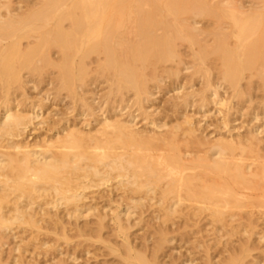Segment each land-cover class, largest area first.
<instances>
[{
	"label": "bare ground",
	"instance_id": "obj_1",
	"mask_svg": "<svg viewBox=\"0 0 264 264\" xmlns=\"http://www.w3.org/2000/svg\"><path fill=\"white\" fill-rule=\"evenodd\" d=\"M1 1L0 92L4 114L0 118V140L11 141L4 146L8 152H0V247L14 224L42 229L35 218L38 214H30L35 200L52 197L53 202L48 205L54 208L77 205L83 196L78 193L82 188L80 178L98 177L107 183L115 177L120 179L119 187H132L134 195L144 190L152 195L159 190L160 203H167L166 219L182 214L184 209H178L184 207L189 212L185 215L188 219L207 214L221 223L226 215L233 219L235 210L244 209L243 199L264 201V162L253 169V164L244 159V154L252 151L251 145L256 144L254 135L247 139L249 147L239 140H219L208 156L188 164L173 139L175 134L166 144L168 152L153 153L157 150L154 141L159 139L142 136L128 125L132 122L124 123L114 116L116 119L98 121L100 127L95 131L99 137L74 129L64 137L50 139L42 151H36L12 139L20 137L40 115L33 110L31 114L12 113L9 104L10 92L14 84L22 83L24 70L52 67L58 72L60 86L72 93L89 79V62L94 56L98 57L96 69L111 75V84L118 93L131 92L140 98L148 93V82L158 66L180 58L177 44L184 42L197 46L195 58L200 65L220 62L223 80L239 97L245 72H255L258 66L264 70V0L248 10L228 1L212 4L213 0H19L17 7L10 0L7 4ZM196 18L212 20L217 26L211 48L202 45V31L198 32L195 23H189ZM226 19L232 22V31L221 28ZM31 39L36 42L31 43ZM24 40L29 41L26 47ZM52 48L58 50V63L50 56ZM210 56L215 59L209 60ZM212 94L217 96L216 89ZM131 200L141 205L142 199ZM79 210L77 207L74 212L78 217ZM129 211L122 209L111 219L115 232L124 236L125 263L169 264L157 262L159 252L171 241L163 235L164 229L150 250L152 262L128 241ZM98 225L103 226L102 219ZM240 258H232V263L239 264Z\"/></svg>",
	"mask_w": 264,
	"mask_h": 264
},
{
	"label": "rangeland",
	"instance_id": "obj_2",
	"mask_svg": "<svg viewBox=\"0 0 264 264\" xmlns=\"http://www.w3.org/2000/svg\"><path fill=\"white\" fill-rule=\"evenodd\" d=\"M18 1L1 2H9L17 7ZM227 1L244 10L256 8L260 3V0H213L211 3L226 4ZM189 23H195L198 32L202 31L199 39L203 46H214L217 26L212 20L196 18L189 20ZM221 28L232 31V22L229 19L222 21ZM29 41L36 42L32 39ZM29 41H22L23 46L26 47ZM177 47L180 58L159 65L155 76L148 82V93L140 98L131 92L118 93L116 86L111 84V75L96 69L97 56L92 58L95 62H89L93 74L72 93L60 86L58 72L52 67L24 70L22 83L20 86L14 84L10 92V109L12 113L24 114H31L33 110L40 118L28 124L20 137L12 140L32 150L42 151L47 141L64 137L74 129L84 135L90 133L99 137L96 131L103 118L113 120L118 117L124 123L132 122L128 125L144 137L165 140L154 141V149L157 150L153 153L168 152L166 144L175 134L173 139L188 164L197 163L198 158L208 156L211 147L219 140H239L246 146L247 139L254 135L256 144L251 145V152L244 154L246 163L253 164L254 169L259 162H264V70L258 66L256 71L261 69V73L245 72L239 84L241 97H235L219 72L220 62L215 60L200 65L195 58L197 46L190 47L184 42L177 44ZM57 52L55 48L50 50V56L56 63L60 60ZM40 64L37 63V67ZM215 89L217 96L212 94ZM75 94H78L77 98ZM2 103L0 92V118L4 114ZM3 140H0L2 153L8 152L4 148L11 139ZM114 178L107 183L98 177L87 180L80 178L82 188L78 193L83 196L77 205L66 204L54 208L48 205L53 202L52 197L35 200L31 206H34L33 209L29 211L30 214L34 213L32 215L38 214L35 218L40 221L39 229H42L14 224L13 232L7 231L8 235H4L0 264H131L133 261H124L127 259L123 253L124 236L115 232L111 220L114 213L126 208L131 215L130 224L126 223L130 227L128 241L137 248L138 253H145L150 261L153 260L150 250L164 229L163 235L172 242L164 245L157 262L233 264V259L241 257L239 264H264V208H259L264 201L243 199L246 205L244 207L242 204L244 209L235 210L236 217L233 219L226 215L221 223L213 221L207 214L188 219L185 215L189 212L184 207L178 209H184L182 214L177 213L166 219L167 203H160L159 190L152 195L146 190L134 195L132 187H119L120 179ZM132 198L142 199L141 205H135ZM11 207L9 205L8 208ZM77 207L78 210L80 208L79 217L74 213ZM100 219L103 220L102 227L98 225Z\"/></svg>",
	"mask_w": 264,
	"mask_h": 264
}]
</instances>
